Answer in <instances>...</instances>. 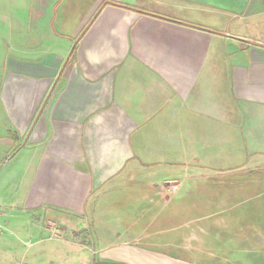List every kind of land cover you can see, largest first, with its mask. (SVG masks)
Listing matches in <instances>:
<instances>
[{"label":"crops","instance_id":"obj_1","mask_svg":"<svg viewBox=\"0 0 264 264\" xmlns=\"http://www.w3.org/2000/svg\"><path fill=\"white\" fill-rule=\"evenodd\" d=\"M224 144L264 162V0H0V249L10 227L78 231L107 210L131 238L103 259L264 260L222 221H145L171 200L158 179L174 162H220Z\"/></svg>","mask_w":264,"mask_h":264},{"label":"rangeland","instance_id":"obj_2","mask_svg":"<svg viewBox=\"0 0 264 264\" xmlns=\"http://www.w3.org/2000/svg\"><path fill=\"white\" fill-rule=\"evenodd\" d=\"M193 150L195 156L189 161L178 159L171 163L176 169L175 175L165 173L164 179H158L161 184L167 183L172 196L169 203L160 202L146 216L145 221L152 222L151 230L166 227L162 221L172 212L176 221L199 219L209 230L210 225L222 221L231 225L233 235L251 241L250 244L240 243V252L264 255V162H248L246 156L241 155L243 150L238 157L228 160L229 152L233 156L231 151L235 148L226 144L220 148L223 151L220 162H212L202 153L200 156L197 148ZM168 165L153 163L159 170L167 169ZM140 181L146 182L148 178ZM122 198L120 194L102 195L99 207L112 209ZM96 213V226L91 219L88 221L87 211L78 217V231L69 223L43 232L10 227L13 235L3 241L0 264H125L101 258L100 250L127 241L131 236L121 234L113 222L102 225V220L111 212ZM208 255L211 264L216 261L221 264L222 256L217 249ZM253 263L264 264V260L254 259ZM231 264L245 263L241 260L231 261Z\"/></svg>","mask_w":264,"mask_h":264}]
</instances>
